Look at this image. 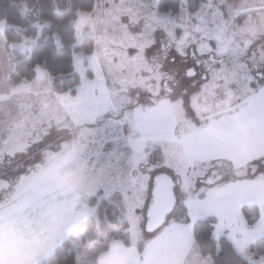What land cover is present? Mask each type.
<instances>
[{
    "label": "snow or ice",
    "instance_id": "snow-or-ice-1",
    "mask_svg": "<svg viewBox=\"0 0 264 264\" xmlns=\"http://www.w3.org/2000/svg\"><path fill=\"white\" fill-rule=\"evenodd\" d=\"M10 6L18 20L0 18L7 264H216L194 235L210 215L217 254L221 237L231 242L224 264H264V0Z\"/></svg>",
    "mask_w": 264,
    "mask_h": 264
},
{
    "label": "trees",
    "instance_id": "trees-1",
    "mask_svg": "<svg viewBox=\"0 0 264 264\" xmlns=\"http://www.w3.org/2000/svg\"><path fill=\"white\" fill-rule=\"evenodd\" d=\"M16 3H17V6H20V0H16ZM4 16H7L10 22L18 20V10L16 7L10 6V0H0V18ZM61 55L67 56L68 53H62ZM208 221L207 220L198 221L196 222V225L194 227L196 229V232L199 231L200 234L203 235L204 241L210 246V250L206 252L211 253L213 257L218 260L219 263L224 264L225 259L232 255V252H233L232 246L228 241L224 242L223 241L224 239L220 240L219 243H220L221 250L217 254V250H216L217 242L211 236L213 227H212L211 222H208ZM197 225L198 227H196Z\"/></svg>",
    "mask_w": 264,
    "mask_h": 264
},
{
    "label": "rangeland",
    "instance_id": "rangeland-1",
    "mask_svg": "<svg viewBox=\"0 0 264 264\" xmlns=\"http://www.w3.org/2000/svg\"><path fill=\"white\" fill-rule=\"evenodd\" d=\"M169 3H171V0H169ZM61 179L64 181V184H65V185L71 184V185H73L74 187L77 186V177H76V175H75L74 173H72V172H65V173L61 176ZM250 206H251L253 209L256 208V205H254V204H250V205H248V207H250ZM201 220H207V221L209 220L208 222H211L212 227H213V229H214V225H215V223H216V221H217V218H216L214 215H210V216H207V217H201V218H198L196 222L201 221ZM195 225H196V224H195ZM195 225H194V226H195ZM196 227H198V225H197ZM194 235H195V237H196V239H197V243L201 245V248H202L203 251H208V250H210V246H209V244H207V243L204 241L203 235L200 234L199 231L196 232L195 227H194ZM222 239H224V240H223L224 242H225V241H228V242L231 244V242H230L226 237H221L220 240H222ZM214 260L216 261L217 264L219 263L217 259L214 258ZM219 264H222V263H219Z\"/></svg>",
    "mask_w": 264,
    "mask_h": 264
},
{
    "label": "clouds",
    "instance_id": "clouds-1",
    "mask_svg": "<svg viewBox=\"0 0 264 264\" xmlns=\"http://www.w3.org/2000/svg\"><path fill=\"white\" fill-rule=\"evenodd\" d=\"M177 160H182L183 158V155L182 154H177L176 156ZM61 185L65 187V184H64V181L61 179L60 181ZM67 188V187H66ZM76 187H73V188H68L69 190H74ZM0 259H4L5 260V264H7V260H6V257H3V256H0Z\"/></svg>",
    "mask_w": 264,
    "mask_h": 264
},
{
    "label": "crops",
    "instance_id": "crops-1",
    "mask_svg": "<svg viewBox=\"0 0 264 264\" xmlns=\"http://www.w3.org/2000/svg\"><path fill=\"white\" fill-rule=\"evenodd\" d=\"M65 187H67V188H73L74 186L71 185V184H68V185H65Z\"/></svg>",
    "mask_w": 264,
    "mask_h": 264
}]
</instances>
